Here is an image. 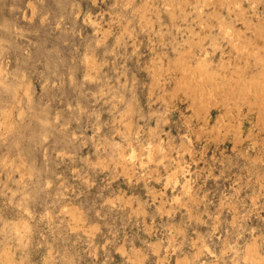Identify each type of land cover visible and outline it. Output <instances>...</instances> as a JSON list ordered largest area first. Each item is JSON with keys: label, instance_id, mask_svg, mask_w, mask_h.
Wrapping results in <instances>:
<instances>
[{"label": "rangeland", "instance_id": "obj_1", "mask_svg": "<svg viewBox=\"0 0 264 264\" xmlns=\"http://www.w3.org/2000/svg\"><path fill=\"white\" fill-rule=\"evenodd\" d=\"M263 39L264 0H0V264H264V105L185 77Z\"/></svg>", "mask_w": 264, "mask_h": 264}, {"label": "bare ground", "instance_id": "obj_2", "mask_svg": "<svg viewBox=\"0 0 264 264\" xmlns=\"http://www.w3.org/2000/svg\"><path fill=\"white\" fill-rule=\"evenodd\" d=\"M237 1V0H236ZM239 1V0H238ZM188 2V1H187ZM54 9V8H53ZM242 12H244V11H242ZM234 15V14H233ZM54 18V17H53ZM236 19V18H235ZM252 19V18H251ZM243 21V20H242ZM250 21V20H249ZM245 23H247V22H245ZM228 27V26H227ZM238 27V26H237ZM223 29H224V27H223ZM229 29V28H228ZM227 29V30H228ZM232 28H230V30H231ZM227 30H226V32H227ZM233 30V29H232ZM263 31V30H262ZM258 32V31H257ZM229 33V32H228ZM227 33V34H228ZM207 34V33H206ZM205 34V35H206ZM245 34V33H244ZM208 35V34H207ZM259 35H261L260 34V31H259ZM7 36H10L9 34L7 35ZM261 36H263V35H261ZM3 37V36H2ZM215 37V36H214ZM216 38V37H215ZM200 39V38H199ZM210 39H212V38H210ZM245 39V38H244ZM261 39V38H260ZM10 40V39H9ZM196 40V39H195ZM252 40V39H251ZM264 40V39H263ZM15 41V40H14ZM200 41V40H199ZM10 42V41H9ZM191 42V41H190ZM197 42V41H196ZM234 42H235V40H234ZM259 42V41H258ZM263 42V41H262ZM249 43V42H248ZM5 43L3 42V45H4ZM214 44V43H213ZM253 44H254V42H253ZM2 45V46H3ZM13 46V45H12ZM262 46V45H261ZM15 47V46H14ZM237 47V46H236ZM187 49V48H186ZM185 49V50H186ZM204 49V48H203ZM262 49V48H261ZM264 49V48H263ZM178 50V49H177ZM200 50V49H199ZM223 50V49H222ZM176 51V50H175ZM190 51V50H189ZM209 51V50H208ZM243 51V50H242ZM241 50H240V52H242ZM181 52H182V50H181ZM191 52V51H190ZM215 52V51H214ZM247 53V52H246ZM264 53V52H263ZM261 55V54H260ZM264 55V54H263ZM183 56V55H182ZM234 56V55H233ZM200 57V56H199ZM244 57V56H243ZM220 58V57H219ZM240 58V57H239ZM238 58V59H239ZM179 59V58H178ZM183 59V58H182ZM182 59H181V61H179V62H184V61H182ZM188 59V58H187ZM211 59V58H210ZM263 59H264V56H263ZM262 59V60H263ZM174 60V59H173ZM184 60V59H183ZM191 60V59H190ZM198 60V59H197ZM219 60V59H218ZM246 60V59H245ZM256 60V59H255ZM238 61H240V60H238ZM258 61V60H257ZM172 62V61H171ZM200 62H202V61H200ZM226 62V61H225ZM189 64H190V62H188ZM187 63V66L189 65ZM230 63V62H229ZM233 63V62H232ZM186 64V63H185ZM255 64V63H254ZM258 64V63H257ZM175 66V65H174ZM186 66V67H187ZM230 66V65H229ZM247 66V65H246ZM244 64H237V66H235L234 67V69L232 70V72L231 73H228V74H225V73H223L222 74V72L220 71V73H219V71L218 70H213V69H210L209 67H207V64H205V63H197V65L195 66V70H193V71H190L191 73H192V75H190V73H189V70H190V68H191V65L190 66H188L189 68H188V70H186V68H183V69H185L186 70V72H185V74H186V76L185 77H190L191 79H188V80H186V86L188 85H191L192 87V89L195 91V93H196V97L199 99V102L200 103H198L199 105L201 104L202 106H200V107H206V109H207V106H208V108H210L209 107V105H207V103H209V101L207 102V100H209L211 97L213 98V96H215V94H216V96L218 95V96H220V98H221V101L220 102H222V104H227L226 106H227V108L226 107H224V108H226V110L228 111L229 110V108H230V106L231 107H234L235 105L236 106H239V105H237L238 103H239V101L241 100V102H242V99H244V98H246V97H248L249 95H253V96H256L254 99V103L255 104H257L256 102L258 101V103H261L262 105H264V69H261L260 71H251L250 70V72H246V67ZM251 66V65H250ZM255 66V65H254ZM167 67V66H166ZM223 67H225V66H223ZM248 68H249V66H248ZM262 68H264V65H263V67ZM171 69V68H170ZM178 69V68H177ZM217 69V68H216ZM223 69V68H222ZM251 69V68H250ZM182 70V69H181ZM184 70V71H185ZM210 70V71H209ZM220 70V69H219ZM230 70V69H229ZM173 71V70H172ZM183 71V72H184ZM231 71V70H230ZM166 72V71H165ZM160 73H161V71H160ZM156 75V74H155ZM225 75V76H224ZM158 76V75H157ZM179 76V75H178ZM195 76V77H194ZM157 78V77H156ZM174 78V77H173ZM176 79V78H175ZM178 79H179V77H178ZM185 79V78H184ZM216 79H222L221 81H219L218 83H215L216 81ZM177 80V79H176ZM191 80H192V82H191ZM156 81V80H155ZM180 81V80H179ZM182 81V80H181ZM9 82V81H8ZM11 82V81H10ZM184 82V81H183ZM179 85V84H178ZM177 85V86H178ZM182 85V84H181ZM184 85V84H183ZM180 86V85H179ZM184 87V86H183ZM188 88V87H187ZM184 91V90H183ZM189 91V90H188ZM190 92V91H189ZM188 92V93H189ZM187 93V94H188ZM191 94V93H190ZM195 97V98H196ZM253 99V98H252ZM212 100V99H211ZM214 100H215V98H214ZM213 100V101H214ZM245 100V99H244ZM248 100V99H247ZM250 100V99H249ZM191 101H194L193 99L191 100ZM6 102V101H5ZM218 102H219V99H218ZM213 103V102H212ZM214 103L215 104H217V99H216V102L214 101ZM246 103V102H245ZM252 103H253V101H252ZM254 103H253V105H254ZM33 105H35V103L33 104ZM224 105V106H225ZM246 105H248L247 103H246ZM258 105H260V104H258ZM3 106V105H2ZM25 106V105H24ZM198 106V105H197ZM210 106H211V104H210ZM214 106V105H213ZM216 106V105H215ZM222 106V105H221ZM23 107V106H22ZM34 107V106H33ZM196 107V106H195ZM257 107H259V106H257ZM32 108V107H31ZM199 108V107H198ZM214 108V107H213ZM236 108V107H235ZM243 108V107H242ZM248 108V107H247ZM246 108V109H247ZM260 108V107H259ZM261 108H264V107H261ZM260 108V109H261ZM202 109V108H201ZM239 109V108H238ZM260 109H258L259 111H260ZM36 110V109H35ZM205 110V109H204ZM218 110V109H217ZM224 110V109H223ZM225 110V111H226ZM249 110V109H248ZM258 110H256V111H258ZM262 110H264V109H262ZM48 111V110H47ZM200 111V110H199ZM202 111V110H201ZM228 112H230V110L228 111ZM237 112V111H236ZM264 112V111H263ZM44 113V112H43ZM48 113V112H47ZM46 113V114H47ZM198 113V112H197ZM45 114V113H44ZM221 114H223V113H221ZM225 114H227L226 112H225ZM237 114H239V113H237ZM261 114V113H260ZM40 115V114H39ZM197 115V114H196ZM201 115H203V114H201ZM205 115V114H204ZM26 116V115H25ZM210 116V115H209ZM219 116V115H218ZM229 116H230V113H229ZM49 117V116H48ZM224 117V116H223ZM9 118V117H8ZM210 118V117H209ZM34 119V118H33ZM206 120H208V119H206ZM22 121V120H21ZM36 121V120H35ZM41 121V120H40ZM216 121V120H215ZM255 122V121H254ZM259 122H260V120H259ZM264 122V121H263ZM42 123H43V121H42ZM209 123V122H208ZM258 123V122H257ZM2 124V123H1ZM60 124V123H59ZM256 124V123H255ZM55 125V124H54ZM240 125V124H239ZM27 127V126H26ZM228 127H231L232 128V126H229L228 125ZM45 129V128H44ZM237 129H238V127H237ZM40 130V129H39ZM225 130H226V128H225ZM240 130V129H239ZM34 131V130H33ZM45 131V130H44ZM227 131H228V129H227ZM217 132V131H216ZM239 132V131H238ZM218 133V132H217ZM237 133V132H236ZM48 134V133H47ZM46 134V135H47ZM40 135V134H39ZM217 136H218V134H216ZM224 135H225V132H224ZM227 135V134H226ZM216 136V137H217ZM219 136H220V134H219ZM234 136H236V135H234ZM238 137V136H237ZM8 138V137H7ZM233 138H235V137H233ZM235 139H237V138H235ZM238 140H239V138H238ZM17 144V143H16ZM23 146V145H22ZM23 148V147H22ZM21 148V149H22ZM22 155V154H21ZM3 157H5V156H3ZM6 158V157H5ZM4 158V159H5ZM20 159V158H19ZM11 160V159H10ZM11 162V161H10ZM2 164V163H1ZM23 164V163H22ZM4 166H5V164H4ZM11 173V172H10ZM34 175V174H33ZM22 176H24V175H22ZM30 176V175H29ZM117 195V194H116ZM116 198V197H115ZM118 198V197H117ZM113 200V199H112ZM109 201V200H108ZM69 209V208H68ZM79 215V214H78ZM76 221V220H75ZM17 223V222H16ZM147 225V224H146ZM15 226V225H14ZM20 226V225H19ZM75 226V225H74ZM78 226V225H77ZM8 227V226H7ZM13 228V227H12ZM21 228V227H20ZM92 228V227H91ZM179 228V227H178ZM2 230V229H1ZM15 230V229H14ZM18 231V230H17ZM4 233V232H3ZM11 233V232H10ZM23 234V233H22ZM22 241V240H21ZM11 243V242H10ZM134 243V242H133ZM128 246V245H127ZM131 247V246H130ZM129 247V248H130ZM22 249V248H21ZM16 250V249H15ZM17 251V250H16ZM24 252V251H23ZM11 253V252H10ZM5 254V253H4ZM19 254V253H18ZM7 255V254H6ZM24 256V255H23ZM21 257V256H20ZM184 257V256H183ZM6 258V257H5ZM5 258H4V260H5ZM1 260V259H0ZM18 261V260H17ZM181 261V260H180ZM14 264V263H13ZM141 264V263H140ZM261 264H262V262H261Z\"/></svg>", "mask_w": 264, "mask_h": 264}]
</instances>
